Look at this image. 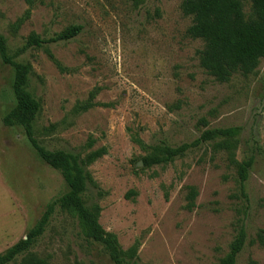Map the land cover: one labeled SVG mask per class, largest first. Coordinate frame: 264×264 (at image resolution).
I'll use <instances>...</instances> for the list:
<instances>
[{
    "label": "rangeland",
    "instance_id": "1",
    "mask_svg": "<svg viewBox=\"0 0 264 264\" xmlns=\"http://www.w3.org/2000/svg\"><path fill=\"white\" fill-rule=\"evenodd\" d=\"M180 4L0 0V35L8 55L29 67L26 91L40 104L36 140L80 160L105 150L82 167L92 179L82 199L98 207V223L123 251L136 246L137 264H214L240 226L248 241L264 227V60L252 75L216 82L199 66L202 42L187 35L191 19ZM243 10L250 13L248 0ZM77 25L82 32L70 41L26 47L31 34L49 39ZM12 80L0 60V254L67 191L21 127L2 123L15 105ZM91 94L92 107L82 111ZM229 127L240 129L235 159H253L243 189L225 154L209 145L168 165L142 163L154 149ZM189 187L197 192L192 211ZM31 252L50 264H112L75 216L57 208ZM236 264H264V247L247 243Z\"/></svg>",
    "mask_w": 264,
    "mask_h": 264
},
{
    "label": "trees",
    "instance_id": "2",
    "mask_svg": "<svg viewBox=\"0 0 264 264\" xmlns=\"http://www.w3.org/2000/svg\"><path fill=\"white\" fill-rule=\"evenodd\" d=\"M248 2L250 13L246 15L243 10V0H181L182 14L191 19L187 35L202 42V49L198 53L199 66L218 83H227L236 74L244 77L252 75L264 60V0H248ZM81 32L82 27L77 25L66 28L49 39H41L31 34L27 38L26 47L44 48L49 44L70 41ZM49 56L52 59V56ZM0 60L12 68V91L15 99L14 107L2 120L3 125L21 127L27 142L38 158L60 174L67 188L65 194L45 207L24 239L0 254V264H50L47 259L38 257L31 250L48 227L56 208L61 212L72 213L82 236L90 242L99 244L112 264H137L136 246L123 251L116 237L106 233L98 223V207L88 208L82 199L87 185L92 183V179L82 167L101 158L106 154L105 150L102 148L90 152L80 160L77 156L63 151H48L40 146L34 134V124L40 104L26 91L29 67L15 62L8 55L7 42L2 35H0ZM92 97L93 94L89 101L81 106L82 111L92 107L90 101ZM239 132L238 127L206 129L190 143L154 149L142 160V163L146 167L168 165L182 158L190 150L209 145L213 152L225 154L228 165L235 171L240 188L243 189L253 159L249 158L243 162L235 159ZM196 196L195 189L189 187L187 211L193 210ZM247 243L264 247V227L248 241L245 229L240 226L227 254L214 264H236L238 255Z\"/></svg>",
    "mask_w": 264,
    "mask_h": 264
}]
</instances>
